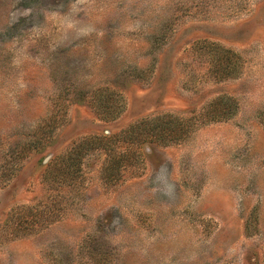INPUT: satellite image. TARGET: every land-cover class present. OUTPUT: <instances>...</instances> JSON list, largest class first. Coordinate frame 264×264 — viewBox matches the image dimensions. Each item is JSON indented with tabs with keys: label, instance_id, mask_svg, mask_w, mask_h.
<instances>
[{
	"label": "rangeland",
	"instance_id": "1",
	"mask_svg": "<svg viewBox=\"0 0 264 264\" xmlns=\"http://www.w3.org/2000/svg\"><path fill=\"white\" fill-rule=\"evenodd\" d=\"M0 264H264V0H0Z\"/></svg>",
	"mask_w": 264,
	"mask_h": 264
},
{
	"label": "trees",
	"instance_id": "2",
	"mask_svg": "<svg viewBox=\"0 0 264 264\" xmlns=\"http://www.w3.org/2000/svg\"><path fill=\"white\" fill-rule=\"evenodd\" d=\"M228 60H229L228 63L231 64V67L226 70V73L232 72L233 69H234V66L236 64V62L234 60V55L233 54L232 55H228ZM211 117L214 118V119H218L219 117H223L224 118L226 116H225V112L223 110L221 112L220 109L215 108V112H213V114L211 115Z\"/></svg>",
	"mask_w": 264,
	"mask_h": 264
},
{
	"label": "clouds",
	"instance_id": "3",
	"mask_svg": "<svg viewBox=\"0 0 264 264\" xmlns=\"http://www.w3.org/2000/svg\"><path fill=\"white\" fill-rule=\"evenodd\" d=\"M169 191H170V186H169ZM166 194H168V193L166 192Z\"/></svg>",
	"mask_w": 264,
	"mask_h": 264
}]
</instances>
